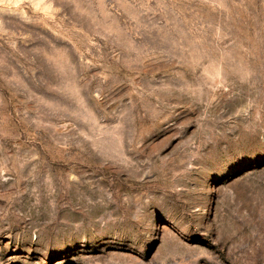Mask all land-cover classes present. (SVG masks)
<instances>
[{
    "label": "rangeland",
    "instance_id": "374dc122",
    "mask_svg": "<svg viewBox=\"0 0 264 264\" xmlns=\"http://www.w3.org/2000/svg\"><path fill=\"white\" fill-rule=\"evenodd\" d=\"M0 264H264V0H0Z\"/></svg>",
    "mask_w": 264,
    "mask_h": 264
}]
</instances>
